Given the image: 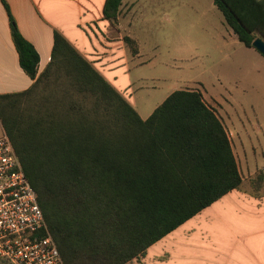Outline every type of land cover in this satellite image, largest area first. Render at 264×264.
<instances>
[{"label":"trees","instance_id":"16d2710c","mask_svg":"<svg viewBox=\"0 0 264 264\" xmlns=\"http://www.w3.org/2000/svg\"><path fill=\"white\" fill-rule=\"evenodd\" d=\"M213 2L244 46L264 39V0ZM3 3L20 66L35 82L0 94V122L65 264H128L242 186L231 138L200 90L173 92L143 119L58 30L38 75L40 55ZM122 4L106 0L114 25ZM124 41L140 53L136 39ZM251 187L261 194L263 171Z\"/></svg>","mask_w":264,"mask_h":264},{"label":"crops","instance_id":"0c3cea01","mask_svg":"<svg viewBox=\"0 0 264 264\" xmlns=\"http://www.w3.org/2000/svg\"><path fill=\"white\" fill-rule=\"evenodd\" d=\"M20 31L40 55L38 75L51 61L55 30L100 72L136 109L132 89L134 56L124 37L174 10L182 0H123L117 25L104 15L106 0H5ZM133 38V37H132ZM35 80L20 66L8 11L0 0V94L22 92ZM137 103V102H136ZM143 119L151 116L143 103ZM128 264H264V195L235 189L150 246Z\"/></svg>","mask_w":264,"mask_h":264},{"label":"rangeland","instance_id":"374dc122","mask_svg":"<svg viewBox=\"0 0 264 264\" xmlns=\"http://www.w3.org/2000/svg\"><path fill=\"white\" fill-rule=\"evenodd\" d=\"M152 15L132 32L144 62L133 70L136 110L141 103L154 110L177 90H200L231 138L240 190L253 194L251 181L264 172V56L239 41L213 0H182Z\"/></svg>","mask_w":264,"mask_h":264},{"label":"built area","instance_id":"2783aa9c","mask_svg":"<svg viewBox=\"0 0 264 264\" xmlns=\"http://www.w3.org/2000/svg\"><path fill=\"white\" fill-rule=\"evenodd\" d=\"M0 264H65L5 131L0 135Z\"/></svg>","mask_w":264,"mask_h":264},{"label":"water","instance_id":"95a60500","mask_svg":"<svg viewBox=\"0 0 264 264\" xmlns=\"http://www.w3.org/2000/svg\"><path fill=\"white\" fill-rule=\"evenodd\" d=\"M254 48L264 56V39L258 36L253 42Z\"/></svg>","mask_w":264,"mask_h":264}]
</instances>
